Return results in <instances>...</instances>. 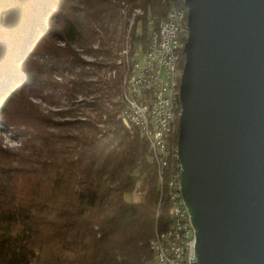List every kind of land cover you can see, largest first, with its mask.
I'll list each match as a JSON object with an SVG mask.
<instances>
[{
  "label": "trees",
  "instance_id": "1",
  "mask_svg": "<svg viewBox=\"0 0 264 264\" xmlns=\"http://www.w3.org/2000/svg\"><path fill=\"white\" fill-rule=\"evenodd\" d=\"M176 5L182 0H0V97L8 93L13 102L18 89L36 90L44 75L58 72L70 102L60 116L70 120L51 126L72 130L57 134L62 145L52 160L39 162L47 120L23 103L32 114L35 179L25 192L22 169L0 163V264H142L150 256L149 239L167 226L169 208L159 203L149 145L124 113L113 60L134 8L142 13L130 36L145 43L148 17L159 20ZM123 6L116 37L109 24L122 19ZM83 41L97 45L82 52ZM183 61L181 51L180 67ZM133 191L141 197L125 200Z\"/></svg>",
  "mask_w": 264,
  "mask_h": 264
},
{
  "label": "water",
  "instance_id": "2",
  "mask_svg": "<svg viewBox=\"0 0 264 264\" xmlns=\"http://www.w3.org/2000/svg\"><path fill=\"white\" fill-rule=\"evenodd\" d=\"M176 154L196 264H264V0H182Z\"/></svg>",
  "mask_w": 264,
  "mask_h": 264
},
{
  "label": "built area",
  "instance_id": "3",
  "mask_svg": "<svg viewBox=\"0 0 264 264\" xmlns=\"http://www.w3.org/2000/svg\"><path fill=\"white\" fill-rule=\"evenodd\" d=\"M139 13H135L137 15ZM152 20L147 40L145 43L138 41L137 62H134L132 77L133 98H125L126 108L139 110L140 120L143 121L145 109H155L153 128H144L142 136L148 143L154 161V151H161L164 148L165 128H169L170 114L168 108L169 89L167 72L173 71V61L177 55V43L181 38L174 37V23L178 22V8L167 11V22L163 28L164 42L160 48H152L151 36ZM122 121V119H121ZM174 180L176 173L174 167ZM160 186V184H159ZM175 189V188H174ZM175 225H176V246L175 253H167L164 244V229L156 230L155 252H150L146 258L148 264H180L179 251L181 247H188L191 251L192 264H196L195 255V234L188 210L181 195H175Z\"/></svg>",
  "mask_w": 264,
  "mask_h": 264
},
{
  "label": "rangeland",
  "instance_id": "4",
  "mask_svg": "<svg viewBox=\"0 0 264 264\" xmlns=\"http://www.w3.org/2000/svg\"><path fill=\"white\" fill-rule=\"evenodd\" d=\"M120 13L122 15V19L115 18L114 21L110 22L109 24L108 31L114 30L116 37L120 35L121 30L124 27L123 23H121V20H123V17L125 16V6L121 7ZM130 29L131 27H129L128 16L127 26L125 27L124 33L121 36L122 39L113 60L116 66L115 70L119 72L122 70V67L118 65L117 62L119 59V52L124 47L123 45L127 40V35H131ZM128 41L134 42V40L131 39V36H129ZM80 45L81 47L78 46L79 50L83 52L87 47H96L97 42L95 44H86L84 42V44L81 43ZM83 58L86 60L94 59V57L86 54H83ZM109 74L113 75L114 69L110 70V72H108V75ZM63 81L64 79L60 74H58V72L46 74L43 76L42 81L37 83L36 90L35 88L32 90V86H26L24 88L17 87L20 88L18 89V92H20V97L17 96L13 102H8L5 100V97L8 93L4 95L2 94V97H0V163H6L5 165L8 167V163L10 162L13 163L15 167L22 169L23 172L20 174V179L22 182V188L25 192L26 190L28 191L31 182H33L35 179V176L30 170V167L32 166L30 160L32 157L34 159V156L30 157L32 153L30 147L32 145L31 133L33 132V129L29 126V118L32 114L22 108L24 105L23 103L27 102L31 108L36 109L38 115L47 120L44 122V125L41 126V131H43L45 138L42 142L43 149L40 153L38 161L48 163L50 160H52V158H54L55 154L58 153V150L62 145L61 138L57 136V134L65 136L72 131L71 128H65L59 124L57 127L60 128L51 126L52 122L60 123L65 120H70L68 116H60L61 111H64L70 107L68 98L62 94V91L58 87V84L62 83ZM7 98H11L10 93ZM57 146L58 148H56ZM21 154L23 157L25 155H29V157L19 158ZM140 197L141 193L137 191L124 194V199L127 201H136Z\"/></svg>",
  "mask_w": 264,
  "mask_h": 264
},
{
  "label": "bare ground",
  "instance_id": "5",
  "mask_svg": "<svg viewBox=\"0 0 264 264\" xmlns=\"http://www.w3.org/2000/svg\"><path fill=\"white\" fill-rule=\"evenodd\" d=\"M183 4V3H182ZM174 7V6H173ZM173 7L170 10H173ZM178 8V22L174 23V37L181 38L177 43V55L173 61V71L167 72L169 89L168 108L170 114L169 128H165L164 148L161 151H154V163L156 167V176L159 187V203L164 200L169 208V221L167 224V232L164 236V244L167 247V253H175L176 246V225H175V195L180 193V164L176 154V136H177V118L180 110L178 99L179 80L182 67H180V52L183 51V43L186 39V6L176 5ZM135 13H142L141 8H134L129 15V27H131ZM152 20L151 46L152 48H160L164 42L163 28L167 22V12L159 20L156 14ZM150 24V16L148 17V25ZM130 35H127L124 47L119 52L118 65L122 67L119 73V99L123 104L124 113L137 128L138 133L143 136L144 128H153L155 109H145L143 121L140 120L139 110L126 108L125 98H133L132 77L134 62H137L138 41L131 43L128 41ZM125 97V98H124ZM174 167L176 173V182L174 180ZM160 184V186H159ZM175 188V189H174ZM155 236L156 228L153 235L149 239V247L151 252H155ZM180 264H192L191 251L188 247H181L179 251ZM142 264H148L146 259Z\"/></svg>",
  "mask_w": 264,
  "mask_h": 264
}]
</instances>
